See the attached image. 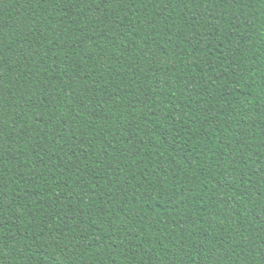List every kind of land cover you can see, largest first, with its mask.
<instances>
[{"label":"trees","instance_id":"trees-1","mask_svg":"<svg viewBox=\"0 0 264 264\" xmlns=\"http://www.w3.org/2000/svg\"><path fill=\"white\" fill-rule=\"evenodd\" d=\"M0 264H264V0H0Z\"/></svg>","mask_w":264,"mask_h":264}]
</instances>
